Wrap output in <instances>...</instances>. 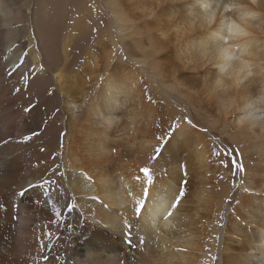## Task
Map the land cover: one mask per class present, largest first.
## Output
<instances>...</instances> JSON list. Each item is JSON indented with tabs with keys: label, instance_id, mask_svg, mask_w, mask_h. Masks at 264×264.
Here are the masks:
<instances>
[{
	"label": "bare ground",
	"instance_id": "1",
	"mask_svg": "<svg viewBox=\"0 0 264 264\" xmlns=\"http://www.w3.org/2000/svg\"><path fill=\"white\" fill-rule=\"evenodd\" d=\"M204 2L206 0H178L175 3L180 6L176 5L173 8L176 13H170V9L165 12L163 10L161 15H156L153 19L170 16L176 17L179 21L188 11H198L200 4ZM226 2L227 0H214V3L221 5V10L213 29L196 31L179 44L188 55V64L191 63L193 68L210 75L203 80V84L217 105L220 94L214 93L212 89L217 72L211 64L205 66L206 61L202 58L221 42L227 18L233 15L223 13V4ZM61 6L52 15L46 10L38 9L36 15L38 27L36 26L35 30L38 29L37 36L40 41L37 42L33 29L35 26L31 22L28 25L25 23L28 20L26 9L31 7L30 3L20 6L17 0H0V264H45L37 257L41 254V242L44 243L47 239L44 234L54 209L51 204L44 202L39 190L27 193L23 199L14 193L31 183H36L45 174L52 176L49 170L56 165H59V171L64 175L53 178L58 179L64 186L65 193L63 198H58L57 207L60 208L65 201L74 202L75 210L69 214H72L77 222L74 227L72 226L73 232L67 245L61 255H58L61 261L57 264H229L230 257L227 256L226 250L229 252V248H233L228 244L230 238L226 240L229 235L237 236L236 239L239 241L240 237L243 238L244 247H241L243 250L239 252L240 259L237 260L239 264L249 263L251 258L255 259L253 264H264V196L249 194L247 191H255L257 189L255 185L259 187L258 183L261 187L264 185V165L263 175L259 176V179L252 174L249 183L245 182L239 186L243 191H247L241 197L243 199L241 207L244 210L247 208L245 221L251 226L255 225L253 229L242 228L244 225L237 220V222L231 220L234 225H227L229 220H226L224 231L216 225L214 227L217 205L213 204L210 193L199 187L191 190L188 198L180 200L177 206L180 197L177 196V187L180 186L177 184L180 179L177 175L180 172L175 170H178V167L172 170L177 176V182L171 175L167 179V176L160 180L155 177L151 182H147L145 175L140 173L142 171L140 166L149 161L150 156L146 155L148 149L164 141L155 140V136L149 130L143 133L139 142L135 140V136L131 138L127 145L134 146L133 150L126 151L123 148L124 144L112 138V135L115 136L113 130L117 120L114 117L119 109L121 96L125 99L131 96L134 87H137L136 82H132L136 77L130 71L129 76L124 74L122 78H118L108 74L106 70L104 76L100 74L101 78L96 76L97 80H104V83L102 86L98 84L100 87L96 85V95L92 102L90 100L87 103L84 99L86 94L82 90L85 88L84 77L70 72L68 66L72 46L81 42L77 41L75 30L81 33L82 38L89 31V26L81 29L77 24L72 30L61 29L63 26L59 21L63 16L59 11L62 10ZM261 8L264 9V5H261ZM251 33L244 40V45L251 54L254 75L231 94L236 98V105L228 114L233 115L236 130L237 128L247 130L251 138L262 140L264 119L255 113L254 98L264 90V18L254 22ZM237 38L239 39V36ZM157 44L154 46L157 47ZM91 45L88 49L95 50L97 45L95 43ZM9 47L12 48H10L12 56L9 55L10 58L6 59L5 49ZM25 47L27 54L22 55ZM88 49L86 59L91 54ZM12 63L17 64L14 71L9 68ZM92 63L95 65L94 73L98 72L97 62L92 59ZM30 65L34 66L35 78L29 83L28 89L38 87L35 86L37 83H40L41 87L44 85L53 88L54 96L50 101L53 103L52 109L59 108V112L62 113L59 128L56 126L59 130L55 134L57 143L47 141L41 144L43 136L33 138L28 143L16 142L24 135L39 130L42 123L34 108L31 112H25L24 109L29 105L19 101L23 87L18 77L27 72ZM41 65L45 69L43 72L40 71ZM11 67L13 69V66ZM154 70L160 72L157 66ZM17 88L21 90L15 91ZM42 90H45L44 87ZM125 102L127 100H124L123 104ZM145 106L140 108L131 106L127 109L125 116L131 119L130 124L133 125L131 128L136 132L143 131L142 125L155 117L153 107ZM218 110L221 111L219 106ZM241 117L247 119L242 120ZM177 131L176 137L167 144L168 155L172 154L173 158H178L180 151L186 149L185 146L189 143L193 152L196 151L194 157L199 164L207 162L213 148L201 130L196 129L191 122L181 121ZM61 136L65 137L64 144H59ZM42 148L44 151H41ZM153 150L155 151L156 147H153ZM257 154L262 157L261 161L264 164V143L257 147ZM196 171L188 169L187 176ZM261 189L259 190L264 193V187ZM93 197H97L99 201L93 200ZM248 201L249 203H246ZM14 204L18 206V212L13 208ZM140 204H144V210L138 219L137 211ZM129 225L131 246L127 243ZM211 232L215 236L213 239L216 245L212 243L209 250ZM215 257L220 259L218 261L220 263L215 262Z\"/></svg>",
	"mask_w": 264,
	"mask_h": 264
},
{
	"label": "rangeland",
	"instance_id": "2",
	"mask_svg": "<svg viewBox=\"0 0 264 264\" xmlns=\"http://www.w3.org/2000/svg\"><path fill=\"white\" fill-rule=\"evenodd\" d=\"M151 1L153 2V0H147V2L145 0H17L20 6H23L25 3H30L32 7L26 9L28 20L25 23L28 25V23L31 22V24L35 26L33 29L35 37H37V42L40 41L37 36L38 29L35 30L38 27V17L36 18L37 13L39 12L38 9L46 10L52 15L55 13V10L62 5L60 8L62 10L59 11L63 13V16L59 19V21L63 23L61 28L63 30H72L77 24L81 29L87 25L89 26H87L89 31L83 35L82 38L80 37L81 33L75 30V35L78 37L77 41L81 42L80 44L76 43L72 46L70 50V64L68 66L70 72L84 77L85 88L82 90L86 94V98L84 99L87 100V103L90 100L92 102L95 97L96 85L100 84L102 86L104 83V80H97V75L101 78L100 74L104 76L107 70L108 74L122 78L124 74H128L127 76H129L130 71H132V74L136 77V79L132 80V82H136L137 87H134L130 97L125 99L121 96L122 100L119 104V109L115 112L116 115L114 119L117 121L113 130V134L115 136L112 135V138L114 137L116 142L122 145L124 144L123 148L126 151H132L134 147L132 145H127L129 140H132L135 136V140L139 142L141 141L142 136L149 130L152 131L150 133L155 136V140L158 139L160 141H164L161 144L159 143V145H153V147H156L155 151L153 150V147L150 149L151 151L148 149L146 155L150 156L149 161L145 162L146 164L141 165L142 167L140 166V170H142L140 173L145 175L147 182H151V180L155 177L160 180L166 176L167 179L168 176L171 175L176 180V177L179 176L180 179H178L177 184H180V186L177 187V196H181L184 192L183 199L188 198L187 195H190L189 193H191V190H194L197 187L202 190H207L210 193L213 204L215 206L217 205L215 210H218L215 216L216 219L214 227L216 225L220 230L222 229L221 231H224L223 228L229 220L227 225H234V222L239 221L242 222V226L244 225L242 228H252L255 225L251 226V224L245 221V210L247 208L244 210L241 207V202L243 200L241 197L245 192L247 193V191L249 194H260L261 196H264V193L260 191L264 185L261 187L258 183L259 187L255 185V188L257 187L255 191H243L239 186L240 184L243 185L245 182L249 183L252 174L253 176L255 175L256 178L263 175L262 166L264 164L261 161L262 157L257 154V147L264 143V139L261 140L251 138L247 130H239L238 128L236 130L234 127L233 115H225L222 111L218 110V105L216 104L215 99L209 95V91L203 84V80L209 78L210 75H206L205 73H202L201 70L193 68V64H188V55L182 50L181 46L174 43L173 37L169 38V43L168 41L166 42L161 40L159 37L158 33L160 31L165 30L164 32H167L172 26L171 24L178 22V19L175 17L176 19H174L171 24L168 20L170 16H162V19L156 20L144 19L141 10L151 6ZM173 5L175 6L171 7ZM176 5L180 6L178 3L172 4V2H169L165 7L158 11L157 15H161L163 10L165 12L168 9H170V13H176L173 9ZM116 17L122 21L117 20ZM125 28L132 29V31L139 33L140 35L134 40L126 41L122 39L121 35L122 30ZM150 28L153 29L151 30ZM155 28L158 29L156 30ZM64 35L65 34H63V36ZM93 43L97 45L96 49H88V47L92 46L91 44ZM156 44L157 47L154 46ZM10 48L11 47L5 49L6 59H8V57L10 58L9 55L12 56V54H10L12 48ZM155 48H157V50ZM178 48L179 50H176ZM7 49L10 51H7ZM87 49L91 54H89L86 59ZM21 53L22 55H26L27 47H25ZM92 59L97 62L98 72L94 73L93 68L95 65L93 63L91 64ZM11 66H13V69ZM155 66L160 69V72L154 70ZM9 68L11 71H14L17 69V64L12 63ZM33 69L34 66L30 65L28 71L18 77L19 83L21 87H23L19 101L28 105L35 104L34 109L36 110L37 117L38 119L41 118V121H39L43 123H41L39 130H36L40 133L39 136H35L34 139H38L43 136L40 141L41 144L47 141H56L55 143H57V137L55 134L59 132L57 127L59 128V124L61 123L62 113L59 112V108L55 107V109H52L53 103L50 101L54 96L53 88H48L44 85L41 87V84L37 83L35 86L38 87L28 89L29 83L33 80L32 77L35 76V72H32ZM21 77H23V80L20 79ZM27 80L28 87L25 88L24 85ZM43 87L45 89L44 91L42 90ZM38 90H40L39 93ZM100 91H102V87L100 88ZM182 92L186 94H183ZM30 93L32 94L31 96ZM30 97L32 98L30 99ZM21 99L23 100L21 101ZM84 99L82 101H84ZM124 100H127L125 104H123ZM145 105H147L148 108L153 107L152 111H154L155 117L151 118V121H146L149 123L148 125L146 122L142 125L144 128L143 131L140 130V132L138 130V132H136L133 128H131V126H133L131 125V119L125 115L128 112L127 109L129 107L132 106L134 108H140L146 107ZM85 107L86 105L84 103L83 108L85 109ZM46 119L48 121H46ZM181 121H186V123L191 122L196 129L201 130L205 139L212 145L213 151L210 152L207 162H204L201 165L199 164L198 160L195 158L196 151L193 152L189 143L185 146L186 149L180 151L178 158H173L171 156L172 154L168 155L169 150H167V144L176 137ZM49 123L52 125H49ZM173 130L175 131L173 132ZM53 135H55V137H53ZM169 136H171V138H169ZM62 137L63 136L59 138V144L65 143V137ZM44 138L47 139L44 140ZM159 148H161V150L157 156V149ZM237 162L242 163L244 171L238 170L236 167ZM175 167H178V170L175 171L180 172L177 176L175 172L172 171ZM170 168L171 170L169 171ZM149 169L150 173L148 171ZM188 169L197 171L193 174L190 173V175L187 176L185 175V172L188 174ZM158 173H160L162 177L158 175ZM185 180H188L186 187L183 186V182ZM181 188L182 190H180ZM67 203H69V201H65L60 205L61 207L59 209L63 215L59 218L61 221L59 227L55 224H51V231L56 236L54 235L51 240L48 250L45 251V253L41 252L40 256L37 257L44 263L45 261L42 258L44 256L48 257L47 261L51 264H57L61 261L58 255H61L63 249L67 245L72 235L73 227L77 223L75 222V218L71 216L72 214H69L67 208L65 207ZM246 203H249V201ZM242 217H244V220ZM240 218L241 220H239ZM48 226L49 222L47 223L46 231H48ZM229 236H227L228 238L226 237V240L230 238V240H228V244H230L233 248H229V252L226 250V254L228 253L227 256L230 257H228L230 260L229 264H237V260L239 261L240 259L238 254L243 250L241 247H244L243 238L240 237L241 240L239 241L236 239L238 238L237 236ZM210 238L211 240L208 245L209 250L211 249L209 247H212V243L216 245L214 242L215 239H213L215 236L212 232L210 234ZM234 239L235 241L233 242ZM44 243L47 244L48 239H46ZM219 260L220 259H218V257H215L216 263H220L218 262ZM49 262H46V264ZM253 262L255 263V259L251 258V262L244 264H253Z\"/></svg>",
	"mask_w": 264,
	"mask_h": 264
},
{
	"label": "clouds",
	"instance_id": "3",
	"mask_svg": "<svg viewBox=\"0 0 264 264\" xmlns=\"http://www.w3.org/2000/svg\"><path fill=\"white\" fill-rule=\"evenodd\" d=\"M169 2L175 3L178 0H153L151 6L141 10L144 19L155 18L158 11ZM261 5H264V0H227L223 4V13L233 15L227 18L221 42L202 58L206 61L205 66L211 64L216 69L217 75L212 82V89L214 93L220 94L218 106L225 115L236 105V98L231 94L254 75V64L244 40L252 34L254 22L264 18V9ZM220 10V4L214 3V0H206L200 4L198 11H188L184 18L172 24L167 32L160 31L159 37L163 41H168L171 36L174 38V43L179 45L196 31L213 29L217 24ZM174 19L175 17H169V23L171 24ZM121 35L122 39L127 41L136 39L140 34L125 28ZM254 105L255 113L259 118L264 119V90L254 98Z\"/></svg>",
	"mask_w": 264,
	"mask_h": 264
},
{
	"label": "snow or ice",
	"instance_id": "4",
	"mask_svg": "<svg viewBox=\"0 0 264 264\" xmlns=\"http://www.w3.org/2000/svg\"><path fill=\"white\" fill-rule=\"evenodd\" d=\"M44 70L45 69H44L43 65H41L40 71L43 72ZM32 72H35V69H33ZM32 78L34 79L35 76H33ZM21 79L23 80V77H21ZM24 87L25 88L28 87V80L25 82ZM20 90L21 89H19V88L15 89V91H17V92H19ZM34 107H35V104L29 105L28 107H26L24 109V111L25 112H31L32 108H34ZM174 131L175 130H173V132ZM39 134L40 133L38 131L30 132V133L24 135L22 139L17 140L16 142L17 143H28L35 136H37ZM169 138H171V136H169ZM9 142H11V141H9ZM160 150H161V148L157 149V156L159 155ZM41 151H44V149L42 148ZM52 158L55 159L54 156ZM236 167L238 168V170L244 171L242 163L237 162ZM49 171L52 172V176L45 174L36 183H31L27 187L21 188L18 192L14 193V195H17L23 199L27 193H29L33 190H39L41 197H43V199H44V202L46 204H51L52 208L54 209L53 214L51 216V219L49 221L48 231H46L44 234L45 237H47V239H48V243L45 244V243L41 242V246H40L41 252H45L48 250V246H49V244H51V240L53 239V237L55 235L51 231V224H56L57 227H59V224L61 223L59 218L63 215V213L61 212L59 207H57V204H58V198H63V196L65 195L64 186L62 184H60L58 179L53 178L56 176H63L64 175V173H61L59 171V165H56L54 168L50 169ZM148 171L150 173V170H148ZM185 175H187L186 172H185ZM186 185H187V180H185L183 182V186L186 187ZM92 199L95 201H99V199L97 197H93ZM146 199H147V195L145 197V202H146ZM182 199H183V193L181 194V196L177 200V206L179 205L180 200H182ZM65 207L67 208L68 212L70 213L71 211L75 210V203L72 202L71 200H69V203H67L65 205ZM13 208L16 209L18 212V206L17 205L14 204ZM143 210H144V204H140L138 206V211H137V218L138 219H139L140 215L143 213ZM128 227H129V232L127 234V243L129 244V246H131L132 245L131 226L129 225ZM42 258L46 264L48 257L44 256Z\"/></svg>",
	"mask_w": 264,
	"mask_h": 264
}]
</instances>
